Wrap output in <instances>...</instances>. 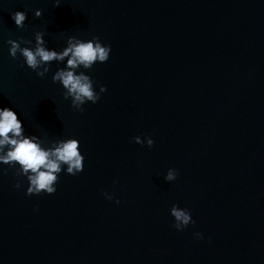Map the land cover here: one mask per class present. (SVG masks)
Here are the masks:
<instances>
[{
    "label": "water",
    "instance_id": "1",
    "mask_svg": "<svg viewBox=\"0 0 264 264\" xmlns=\"http://www.w3.org/2000/svg\"><path fill=\"white\" fill-rule=\"evenodd\" d=\"M37 30L57 49L111 44L88 70L107 85L98 102L74 110L56 61L42 78L10 54ZM0 105L85 155L53 194L0 171V264H264V0H0ZM173 203L196 223L175 229Z\"/></svg>",
    "mask_w": 264,
    "mask_h": 264
},
{
    "label": "clouds",
    "instance_id": "2",
    "mask_svg": "<svg viewBox=\"0 0 264 264\" xmlns=\"http://www.w3.org/2000/svg\"><path fill=\"white\" fill-rule=\"evenodd\" d=\"M56 3L59 5L60 0H56ZM35 15L41 16L42 9L37 8ZM11 16L18 27H25V11L16 10ZM7 43L14 58L22 57L21 66L27 65L42 78L52 70V62L56 61L52 80L62 85L63 96L65 99L70 98L74 110L84 111L83 106L87 102H98L101 94L107 91L105 84H99L97 91V82L88 71L95 63L108 61L112 50L111 44L103 42L97 35L87 39L69 35L66 46L60 49L48 46L42 30L35 32L34 42L19 36L17 39L9 38ZM44 136L47 135L27 132L18 111L12 106L0 105V165L8 166L0 171L7 173L11 169L16 177L26 178V194L29 195L42 192L53 194L57 191L61 172L76 175L85 167V155L78 137H59L46 142ZM132 139L142 145L146 143L149 147L155 143L151 135H136ZM178 175V169L169 167L164 180L174 181ZM15 187H21L20 180L16 181ZM104 195L109 200L113 199L111 193L105 191ZM116 202H120L119 198H116ZM170 214L174 217L173 227L177 230L182 231L190 223H196L191 210L177 203L171 205ZM194 236L203 238V233L197 231Z\"/></svg>",
    "mask_w": 264,
    "mask_h": 264
}]
</instances>
